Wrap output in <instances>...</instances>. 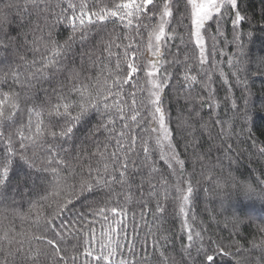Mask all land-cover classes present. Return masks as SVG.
<instances>
[{"label":"trees","instance_id":"obj_1","mask_svg":"<svg viewBox=\"0 0 264 264\" xmlns=\"http://www.w3.org/2000/svg\"><path fill=\"white\" fill-rule=\"evenodd\" d=\"M130 2L0 0V159L9 163L0 187V264H101L87 251L115 254L113 264H200L209 246L223 253L219 264H264V0L224 2L204 25L203 50L191 5L172 0L158 72L171 145L165 158L157 113L151 118L141 102L152 89L148 49L166 0H154L138 19L126 15L130 9L118 12L123 22L89 25L86 38L81 29L66 43L68 3L86 4L91 14ZM128 62L137 72L123 83ZM116 100L122 112L98 103ZM68 105L77 122L53 114ZM67 127L70 137L53 135ZM52 156L62 164L49 165ZM97 170L110 184L83 190ZM187 185L184 205L178 190L186 195Z\"/></svg>","mask_w":264,"mask_h":264},{"label":"snow or ice","instance_id":"obj_2","mask_svg":"<svg viewBox=\"0 0 264 264\" xmlns=\"http://www.w3.org/2000/svg\"><path fill=\"white\" fill-rule=\"evenodd\" d=\"M172 0H166V2L163 4V9L164 11L162 12L161 16H160V20H161V24L159 26V28L157 29L158 34H154L155 37V41H156V47L157 49L159 48V42L161 40H163L165 38V29H164V25L166 23H168L167 20H165V17H171L172 16V11L170 10V5H171ZM228 2L235 7L236 5V0H228ZM154 4V0H143L142 3H138L137 0H131L130 3H123V4H118L115 5V9L113 11H101L99 13L97 12H93L91 14H89L88 12L85 11L87 5L83 4L80 5L79 8H77V6L75 4L72 3H68L67 4V8L72 10V30H73V36L69 37V41L66 42L68 44V46H70V43L72 41L75 40V32L81 29H84V36L82 38H86L88 35V32L86 31L89 25H94V24H104L106 22L112 21V20H117L120 22H123V17H118L117 13L118 12H124V10L130 9L131 11L127 12L126 15L128 17H132L133 15H135L137 17V19L139 18V13L141 11H143L147 6L149 5H153ZM186 4L191 5L192 8V24L195 27L196 31L194 33V36L196 37L195 39V43L197 44L198 47H200L201 49L203 48V43H202V38L200 35V29L203 28L204 23L207 20H210L213 16V14L219 16L220 14V9L223 6L221 3H218L217 0H204L203 3H197L196 0H186ZM95 7V5H94ZM243 20V17L236 15V19H235V23L236 24H240ZM127 47H133L132 45H128ZM54 55H59L58 53H54ZM126 60L127 59H135V57H129V54L127 53V51H125L124 53ZM207 61L205 59H203V57H201V63H206ZM49 63H51V58H49ZM45 67H48V64L45 65ZM116 67L119 68L120 65L119 63L116 64ZM127 67L129 68L130 72L128 75V79L123 81V83H129L132 80V76L136 74L137 72V68L133 66L132 63L128 62L127 63ZM156 67L158 68L159 65H156ZM156 75L155 72H148L147 76L152 77ZM164 79L166 80L167 78L164 77ZM194 79V78H193ZM116 86L120 87L121 86V81H116ZM166 86V85H165ZM109 91H112L111 86H109ZM159 91V88L157 87L156 84H152V90L149 92L148 95V99L146 101H142L141 103L144 104L145 107L149 108V112L151 113V118H155L156 113H160L161 109L158 106L159 105V101H160V97L157 94ZM82 96L84 95L83 92L80 93ZM130 95L132 96V102H131V107L133 108V110H135V93H130ZM116 96V93L113 92L112 96H109L107 93H105L104 99L105 100H109L111 101L113 99V97ZM5 101H7V98H4ZM98 103L104 107L105 111L107 112H111L113 107L116 108L117 111L122 112L123 109L120 107V100H116V102L114 104L109 103V104H103L102 102L98 101ZM12 107H15V105H12ZM63 107V111H61V108L58 107L55 111V113H53L54 115L60 116L63 115L65 116L70 122H77L79 120V116H71L69 114V107H72L71 105L68 106H62ZM88 107L91 108H97V104H89ZM154 108V111H153ZM97 110H99L97 108ZM82 112H86L87 108L84 107L81 109ZM15 113H13L14 115ZM3 116V112L0 111V117ZM123 115L120 116V119H123ZM145 119H149L150 117L146 114L144 116ZM7 119H11V117H7ZM132 120H137V116L135 114H133L131 116ZM164 116L161 113L160 115V127L161 129L164 128ZM113 123L112 120H108L107 124L104 125L105 128H107L109 125H111ZM72 127H67L63 132L61 133H56L53 134L54 136H60L61 138H65V137H70L71 133H72ZM152 131H156L155 128L152 129ZM37 134L39 135H43V132L41 131V129L39 127H37L36 129ZM121 135H123V133H121ZM158 136L160 137L159 139V143H158V147L161 149V158H165L166 157V153L163 152V149L165 146H167L169 148V150H171V145L167 144V140H168V136H167V132L166 130L162 133H158ZM4 139V132L0 131V140ZM29 139L28 137H24L23 135H21V140H26ZM32 143H36V141L33 139ZM119 143V142H118ZM145 153L147 154V152L149 151L147 148L144 149ZM261 151H264V149H261ZM14 155V154H13ZM113 156L115 157L116 154L113 153ZM9 159H11V157H9ZM55 161L56 164H62V161L57 159L55 156H52L50 159L47 160V163L49 165L53 164V162ZM178 165L181 166V168L183 167V161L177 160L176 161ZM25 163H27L25 161ZM123 167H127L126 164L123 165ZM105 172L108 171L107 167L105 166L104 169ZM103 173L99 172V170H97L95 173L93 172H89V176L92 177L91 181H88L86 183V185H82V189L87 191V192H92L93 191V182L94 185L96 187H103L105 184H110L109 181L106 180H102L98 177L102 176ZM121 176H123V173H121ZM9 178V163L7 160L4 159H0V187H3V184L5 182H7ZM123 182V181H121ZM179 194L182 196L183 199V203L184 205H187L189 197L192 193V188L190 185L186 186V192L187 194H183L182 191L178 190ZM68 203H71V201H68ZM67 207V204H65L64 208L60 209V212L62 213L65 208ZM181 212H184V207L180 208ZM103 210H101V215H103ZM113 215L115 216H119L120 213H114ZM49 224H51V221H49ZM58 227H67L66 225H58ZM55 230V229H53ZM121 232L125 231V228H121L120 229ZM190 231V230H189ZM199 235V234H197ZM192 237L191 235H189V240H191ZM48 243L53 247L56 248V245L52 244L51 241H48ZM189 247H191V245H189ZM83 255H86L88 257H90L92 260L95 261H99L101 262V264H113V261H115L117 259L115 254H111L110 256H105V255H93L92 251H87L85 253H83ZM223 255V253L217 251H214L212 249L211 246H209V248L207 250H201V258H200V264H219L218 262V258L219 256ZM61 260H63V258L61 257ZM121 264H124L123 261H121Z\"/></svg>","mask_w":264,"mask_h":264},{"label":"rangeland","instance_id":"obj_3","mask_svg":"<svg viewBox=\"0 0 264 264\" xmlns=\"http://www.w3.org/2000/svg\"><path fill=\"white\" fill-rule=\"evenodd\" d=\"M226 1H228V0H217V2L218 3H221V4H223ZM196 2L197 3H203L204 0H196ZM205 23H204V25H205ZM204 25H203V28H204ZM203 28L200 29V35H201L202 43H203V47H204ZM195 31H196V29L194 27V33H195ZM154 34H158V32H156ZM154 34H153V36L151 38L150 45H149V49H148L147 64H148V72H155L156 75H154L152 77H149L148 76V79H149V84H150L151 88H152V84H156L157 85V87L159 88V91H158L157 94L159 95V97H161V91H162L161 89L162 88H161L160 80L158 78L159 67L157 68L156 65H159L160 66L162 40L159 42V45L160 46L157 49ZM201 50H203V48ZM160 115H161V112L160 113H157V119L156 120H157V128H158L159 132L162 133L166 129H165V127L163 129H161V127H160ZM163 123H164V121H163Z\"/></svg>","mask_w":264,"mask_h":264}]
</instances>
